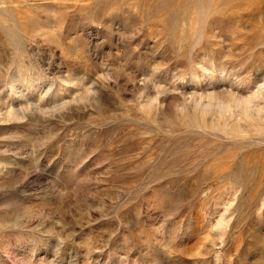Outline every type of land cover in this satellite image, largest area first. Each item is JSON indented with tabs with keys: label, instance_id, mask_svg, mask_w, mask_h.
I'll return each mask as SVG.
<instances>
[{
	"label": "rangeland",
	"instance_id": "1",
	"mask_svg": "<svg viewBox=\"0 0 264 264\" xmlns=\"http://www.w3.org/2000/svg\"><path fill=\"white\" fill-rule=\"evenodd\" d=\"M0 264H264V0H0Z\"/></svg>",
	"mask_w": 264,
	"mask_h": 264
}]
</instances>
